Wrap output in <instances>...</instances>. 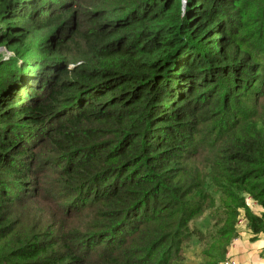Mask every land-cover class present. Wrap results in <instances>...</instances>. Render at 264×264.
Listing matches in <instances>:
<instances>
[{
    "label": "trees",
    "instance_id": "16d2710c",
    "mask_svg": "<svg viewBox=\"0 0 264 264\" xmlns=\"http://www.w3.org/2000/svg\"><path fill=\"white\" fill-rule=\"evenodd\" d=\"M112 1L0 0L17 52L0 60V264L180 259L178 163L199 118L233 108L218 92L249 82L242 0ZM223 152L264 207V120Z\"/></svg>",
    "mask_w": 264,
    "mask_h": 264
},
{
    "label": "rangeland",
    "instance_id": "374dc122",
    "mask_svg": "<svg viewBox=\"0 0 264 264\" xmlns=\"http://www.w3.org/2000/svg\"><path fill=\"white\" fill-rule=\"evenodd\" d=\"M110 4L121 3L113 0ZM240 8L237 42L250 59L244 69L250 76L242 77L249 82L237 92L233 87L218 92L222 98L232 92L225 99L233 108L224 102L217 117L202 115L194 146L178 163L179 175L188 184L184 183L185 206L192 217L189 229L176 244L180 259H175V264H225L228 258L234 264H264V220L257 225L258 233L249 223L250 217L261 219L264 207L250 190V183L235 184L229 171L232 165L223 152L232 140L249 135L256 120H264V0H242ZM3 34L0 31V60L10 62L17 52L1 42ZM21 63L8 66L15 68L13 65ZM235 247L245 257L242 262L233 254Z\"/></svg>",
    "mask_w": 264,
    "mask_h": 264
},
{
    "label": "crops",
    "instance_id": "0c3cea01",
    "mask_svg": "<svg viewBox=\"0 0 264 264\" xmlns=\"http://www.w3.org/2000/svg\"><path fill=\"white\" fill-rule=\"evenodd\" d=\"M250 246V245H249ZM247 249V248H246ZM233 254L235 255V254H237L238 256H237V260L238 261H241L242 262V260H245V257H242V254H241V250H240V248L239 247H235L234 248V252H233ZM248 257V256H247ZM246 260H248V258H246ZM250 260H248V262H249ZM257 263V262H256Z\"/></svg>",
    "mask_w": 264,
    "mask_h": 264
},
{
    "label": "built area",
    "instance_id": "2783aa9c",
    "mask_svg": "<svg viewBox=\"0 0 264 264\" xmlns=\"http://www.w3.org/2000/svg\"><path fill=\"white\" fill-rule=\"evenodd\" d=\"M225 264H234V262H233V260H231L230 258H228L227 260H226V263Z\"/></svg>",
    "mask_w": 264,
    "mask_h": 264
}]
</instances>
